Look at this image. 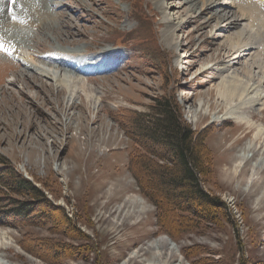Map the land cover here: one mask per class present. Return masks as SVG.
<instances>
[{
    "label": "rangeland",
    "instance_id": "obj_1",
    "mask_svg": "<svg viewBox=\"0 0 264 264\" xmlns=\"http://www.w3.org/2000/svg\"><path fill=\"white\" fill-rule=\"evenodd\" d=\"M54 1L56 7L48 11L53 28L44 29V35L37 24L33 27L27 22L32 12L19 23L22 28L5 30L8 19L4 7L0 10L4 16L0 19V37L10 40L11 32L25 44L28 37L36 36L40 43L26 49L33 64L60 68L43 59L54 52L59 53L54 57L78 52L97 58L108 51L109 61L102 60L96 65L97 71L82 75L86 90L96 94L97 102L80 92L67 105L64 86L58 87L49 77L25 68L19 61L5 59L0 50V207L7 209L12 201L31 200L13 194L8 187H16L14 182L22 180L43 191L48 201L35 202L25 218L13 214L0 217L6 223L0 224V229L7 233L6 247H0V264H56L60 260L64 264H92L89 261L96 253L99 264H124L130 251L123 245L129 239L121 236L120 247L111 246L110 222H97L98 213L107 215V210L95 206L90 197L97 187H128L121 192L122 199L135 198L146 206L150 214L142 227L158 232L142 243L150 244L161 236L178 247H199L189 250L186 257L179 248H173L176 260L171 264H264V203L256 209L257 195L264 191V142L245 124L221 118L229 105L216 90V67L233 60V56L228 57L229 50L225 47L222 51L218 45L229 37L228 32L214 25L193 34L195 25L186 24L168 41L166 23L155 0ZM198 1L201 11L205 5ZM221 1L227 4L230 0ZM58 10L69 21L61 23L56 16ZM255 50L232 61L229 72L247 76L264 89L262 74L249 63ZM243 68L251 73L246 75ZM161 95L176 100L184 121L203 138L208 172L202 186L222 203L207 213L209 219L205 213L173 212V220L178 218L183 223L169 231L157 224L160 211L135 178L138 173L133 159L143 147L130 126L148 113L154 99ZM262 101L246 103L242 111L264 126V108L259 105ZM254 147L256 152L248 150ZM243 152L249 156L247 160L240 155ZM236 163L241 166L233 173ZM252 170L254 175L250 177ZM96 174L100 176L93 183ZM246 187L260 188L248 194L243 191ZM104 200L102 197L98 202ZM109 218L116 220L113 215ZM82 220L89 224L93 221L94 228ZM199 230L202 233L197 234ZM137 233L130 231L129 238ZM83 253L89 261L71 258Z\"/></svg>",
    "mask_w": 264,
    "mask_h": 264
},
{
    "label": "bare ground",
    "instance_id": "obj_2",
    "mask_svg": "<svg viewBox=\"0 0 264 264\" xmlns=\"http://www.w3.org/2000/svg\"><path fill=\"white\" fill-rule=\"evenodd\" d=\"M202 1L205 6L201 11H198L200 9L198 0H180L178 2H176V0H155L166 23L165 36L168 41H171L186 24L195 25V27L192 28L193 34L205 30L208 27H214V25L216 27L218 26V28L221 27L220 29H223L222 31L228 32L229 37L227 36L226 39L223 38L224 42L218 43V45L222 51L226 47L229 50L228 57L233 56V60L221 62L216 67L218 76V84L216 88L217 93L222 97H225L229 105L221 118L232 119L245 124L248 129H252L255 138H261L264 142V126L261 123H255L252 121L251 115L245 114L242 111V108L246 103L258 102L262 99L263 101L260 102L259 105L260 108H264V89L261 88L259 84L254 83L252 79L247 76L244 77V75L237 72H229L232 61L240 60L242 56L246 55L251 50L256 49L254 53H252L253 55L249 63L255 65L258 72L262 74L261 79H264V0H230L227 4L226 1L221 0ZM23 3L24 9H21L22 7L20 8V6ZM47 4L50 5L48 8L46 6ZM4 7L6 8L5 16L8 19V24L10 23L9 25L7 24L8 27L5 30L10 28L11 30H18L19 28L17 27L19 26L22 28L19 23L22 19L27 20L29 17L27 14L30 12H32V14L27 22L33 27L37 24L43 35L46 33L47 29L53 28V25L49 22L52 18L48 11H50V7H56L54 0H0L1 12ZM232 8L236 10H229ZM56 16L61 23H65L68 20V17L62 10H58ZM2 18H4V16L0 14V19ZM5 27L3 26V29ZM67 28L70 29L68 24ZM5 33H7V31ZM9 35L10 40L5 41L9 44L8 51L13 53V57H16L25 68H33L36 72L49 77L58 87L64 86L67 91V105L69 102H72L73 99H75V96L80 92L87 97H90L94 103L97 102L98 98L96 94L93 93L91 89L89 90V88L86 90L87 83L82 75L96 71V65L102 60L109 61L110 53L108 51L101 53L100 57L97 58L86 57L82 54H78V52H73L68 56L57 57H54V54L57 52L52 53L53 55L46 54L43 56V59L48 63L57 64L60 68L55 66L50 67L45 64H33L29 61L26 49L31 48V46H33L32 44L35 42L38 44L40 43L36 39V36L32 35L28 37L27 40L25 39L27 42L24 44L18 37H14V35L12 36L11 32ZM213 36L217 38V40L220 39V36H217V34H214ZM61 39V37L58 38V43L60 45L62 44ZM186 46L185 48H187ZM28 52L31 53L32 51L29 50ZM239 52H242V54H239ZM220 54L221 52H218V56H220ZM13 57L11 59H13ZM206 71V69L202 72L200 71V75L204 74ZM18 72L23 73V71ZM243 73L247 75L248 73H251V70L243 68ZM25 88L26 87L24 86L22 87L23 90ZM248 150L254 153L257 151V148H248ZM261 153L264 154V150ZM240 155L245 160L249 158L244 152ZM239 166H241L240 163H236L231 172H236ZM86 169H88V167ZM253 171L254 170L250 172V177H253ZM94 176L93 183L98 179L96 176H100V174ZM125 188L128 187H112L111 189H103L102 187V189L100 188L99 190L97 187L94 192L90 193V197L95 200L94 205L97 207H104L107 210V215H105L104 212L98 213L97 222L101 224L110 222L111 228H108V233L111 234L110 238H113V245L111 244V246L120 247L118 242L121 239V236H123V240L129 239L128 244L123 245L125 249L130 251L124 264H171L172 261L176 260V254H174L173 248L175 250L179 248L181 252H184V245H179L178 247V245H173L169 239H164L161 236L154 238L150 244L142 243L144 239H150V237L155 236L158 231H152L151 229L147 230L142 227V224H144L149 218L150 211L135 198L130 197L123 200L121 192ZM259 188L260 187H246L243 191L250 194L253 192V189L258 191ZM76 192H78L77 189ZM102 197H104L105 200L103 202H98ZM120 200H122L121 204L117 205ZM256 201V209H259L264 203V191L257 195ZM110 206L113 207V210H111ZM110 215L115 216L116 220H110ZM132 219H134V221H131ZM82 222H84L87 227L94 228L93 221L92 224H89L86 220H82ZM130 231H138V233L136 236L132 235L129 238ZM199 233H202V231L199 230L197 234ZM37 236L44 237L43 235ZM105 237H107V235ZM6 240L7 233L0 229V247H6ZM120 249L123 248L121 247ZM170 250H172L171 253L169 252ZM211 250L213 251L214 249ZM42 258L46 259L44 256H42ZM72 259L90 260L86 253H83L80 256L73 255ZM99 261H101V259L96 253L94 259L89 262H92V264H99ZM58 264H64V261L60 260ZM178 264L183 263L179 262Z\"/></svg>",
    "mask_w": 264,
    "mask_h": 264
},
{
    "label": "trees",
    "instance_id": "obj_3",
    "mask_svg": "<svg viewBox=\"0 0 264 264\" xmlns=\"http://www.w3.org/2000/svg\"><path fill=\"white\" fill-rule=\"evenodd\" d=\"M130 126L143 147L137 159H133L138 173L135 178L138 186L153 197L152 203L160 211L157 224L167 231L170 227L182 225L180 219L173 220V212L176 211L192 212L198 216L205 213L207 218L206 215L204 217L209 219L207 213L222 203L202 186L208 172V151L203 138L182 118L176 100L169 95L156 97L150 111L140 119L133 120ZM14 183L16 187L8 186L12 193L29 196L31 200L12 201L6 205L7 209L0 207V217L13 214L25 218L38 201L48 202L44 192L29 182L22 180ZM185 223L190 224V221L185 220ZM0 224L6 223L0 221ZM191 246L184 247L185 257L190 255L189 250L199 248L197 245Z\"/></svg>",
    "mask_w": 264,
    "mask_h": 264
},
{
    "label": "snow or ice",
    "instance_id": "obj_4",
    "mask_svg": "<svg viewBox=\"0 0 264 264\" xmlns=\"http://www.w3.org/2000/svg\"><path fill=\"white\" fill-rule=\"evenodd\" d=\"M0 50H2V51H4V52L8 53V49H7L6 47H4L3 44H0ZM9 54H10V53H9Z\"/></svg>",
    "mask_w": 264,
    "mask_h": 264
}]
</instances>
